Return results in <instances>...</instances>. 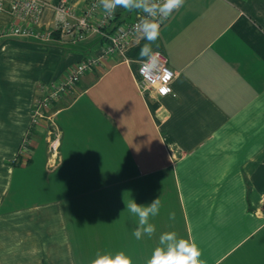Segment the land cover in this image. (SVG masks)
Masks as SVG:
<instances>
[{"label":"crops","instance_id":"1","mask_svg":"<svg viewBox=\"0 0 264 264\" xmlns=\"http://www.w3.org/2000/svg\"><path fill=\"white\" fill-rule=\"evenodd\" d=\"M56 2L40 20L47 43L0 38V264H89L119 251L146 264L169 231L195 240L204 264H264V0H185L153 45L176 73L169 94L137 87L140 35L84 73L46 111L60 131L53 164L33 105L100 44L96 33L61 35ZM67 3L81 14L89 0ZM10 20L0 12V27ZM158 197L156 232L137 240L126 205Z\"/></svg>","mask_w":264,"mask_h":264},{"label":"built area","instance_id":"2","mask_svg":"<svg viewBox=\"0 0 264 264\" xmlns=\"http://www.w3.org/2000/svg\"><path fill=\"white\" fill-rule=\"evenodd\" d=\"M48 2L49 0H0V12H7L11 17L7 26L0 27V38L26 37L45 43L50 41L52 31L40 28L41 16ZM53 8L55 29L67 37L70 42L83 41L90 33H96L100 39L96 51L89 52L75 62L63 75L53 77L46 89L42 87L41 97H38L33 105L32 121L36 123L40 119H46L48 122L47 151L54 164L59 157L60 131L54 122L53 115L46 111L52 109L53 101L59 96L73 92L84 73L93 71L109 57L124 55L126 48L139 35L134 31L135 25L145 17L143 13L136 11L133 19L114 23L110 29L106 30L108 25L113 23L116 15L105 14L98 0H89L86 9L81 14L75 13L67 0H57ZM153 52L159 53L158 67L151 73L146 72L143 70L144 63L140 61L137 69V87L142 93L154 91L158 95H162V89H170L166 92L169 94L172 92L171 84L176 73L168 67L164 53L160 50ZM261 201L264 203V193L261 195Z\"/></svg>","mask_w":264,"mask_h":264},{"label":"clouds","instance_id":"3","mask_svg":"<svg viewBox=\"0 0 264 264\" xmlns=\"http://www.w3.org/2000/svg\"><path fill=\"white\" fill-rule=\"evenodd\" d=\"M184 3L185 0H98L99 6L107 15H114L117 8L144 14L145 18L135 25L134 31L146 41L139 51V58L144 63L143 70L149 73L158 67L159 53L153 52V45L160 36L161 25L182 8ZM167 91L170 89H162L161 94H166ZM126 208L131 215L138 218L137 227L133 232L137 240L145 235L151 237L156 232V227L150 220L159 215V197L149 204H138L132 199ZM169 218L175 219V213H170ZM201 256V250L195 240L179 238L176 232L169 231L159 236L158 246L154 248L146 264H204ZM89 264H133V261L123 251L115 254L97 252Z\"/></svg>","mask_w":264,"mask_h":264},{"label":"trees","instance_id":"4","mask_svg":"<svg viewBox=\"0 0 264 264\" xmlns=\"http://www.w3.org/2000/svg\"><path fill=\"white\" fill-rule=\"evenodd\" d=\"M121 21H122V20H119L117 17H115L114 20H113V23L110 24V25H108V27L106 28V30L110 29L111 26H112L114 23H119V22H121Z\"/></svg>","mask_w":264,"mask_h":264}]
</instances>
